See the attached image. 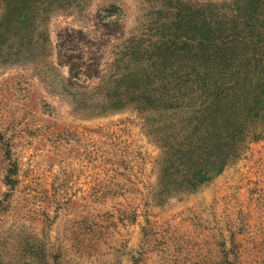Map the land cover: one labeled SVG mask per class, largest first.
<instances>
[{
	"label": "rangeland",
	"instance_id": "rangeland-1",
	"mask_svg": "<svg viewBox=\"0 0 264 264\" xmlns=\"http://www.w3.org/2000/svg\"><path fill=\"white\" fill-rule=\"evenodd\" d=\"M167 6L0 0V264H264V0Z\"/></svg>",
	"mask_w": 264,
	"mask_h": 264
},
{
	"label": "trees",
	"instance_id": "trees-1",
	"mask_svg": "<svg viewBox=\"0 0 264 264\" xmlns=\"http://www.w3.org/2000/svg\"><path fill=\"white\" fill-rule=\"evenodd\" d=\"M165 1L167 2V5H168L167 7H173L174 4L177 2V0H165ZM183 3L184 5L189 6L191 10L195 9V5L193 4L186 3V2H183ZM165 4H163V7H165ZM155 11H156V14H155ZM160 12L161 10H156L155 8L151 9L152 15H151V18L148 19V22L153 23V21L157 20V15L160 14ZM43 40L45 42L47 41L46 38H44ZM255 85L256 86H255L254 96L252 98V106H251V109L247 111V113H251V114H248V116L240 115L236 112H233L232 110L230 111L227 109H225L221 114H219L218 117H214L210 114L209 122L204 127V133L207 136L210 144L218 143L222 140L223 141L233 140L235 137L240 139L243 134V129H244V126L241 124L243 117L244 118L251 117V119L255 121L254 124L259 123V125H261L264 123V81L261 86L259 82H256ZM253 137H255V139L264 137V129L259 130V131L256 130L252 134V138ZM245 139L246 138H243V141ZM204 148L205 150H208L211 153L209 154V157L213 159L212 163L216 161V158L220 157L219 154L213 151V147L211 145L205 146ZM225 163H226V160H223L219 164V168L217 169V171H220V169H222ZM201 171H204V170H201ZM207 171H204L202 174L195 176L194 177L195 183L202 182L208 179L210 175L207 174Z\"/></svg>",
	"mask_w": 264,
	"mask_h": 264
}]
</instances>
